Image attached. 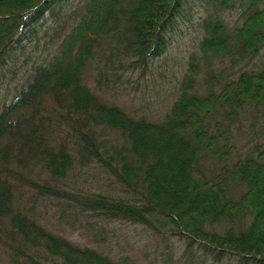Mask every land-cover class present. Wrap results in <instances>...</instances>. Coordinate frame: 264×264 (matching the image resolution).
<instances>
[{
  "label": "trees",
  "instance_id": "obj_1",
  "mask_svg": "<svg viewBox=\"0 0 264 264\" xmlns=\"http://www.w3.org/2000/svg\"><path fill=\"white\" fill-rule=\"evenodd\" d=\"M66 1L0 0V78L5 70L16 72L10 61L37 39L46 13L58 23L56 37L69 24L47 59L32 60L17 83L0 89V234L10 240L3 241L9 262L39 264L34 249L41 248L64 264H137L79 247L43 227L18 192L29 185L56 201L60 218L86 211L103 222L141 224L190 245L200 242L217 260L264 264V148L222 166L215 177L202 167L205 159L227 160L231 126L248 107L264 103V64L258 71L241 68L264 47V0H242L243 20L231 33L217 16L202 20L200 54L230 64L236 58L237 75L199 94L190 56L177 97L158 122L133 117L97 91L110 77L119 79L122 68L145 71L149 58L163 51L166 28L183 14L186 0H82L70 12ZM230 2L213 5L222 9ZM46 102L53 105L50 113ZM52 122L66 128L71 145L52 133ZM33 163L42 170L36 180L25 173ZM85 166L98 168L109 189L69 186ZM246 217L250 222L240 229ZM223 223L229 228L207 229Z\"/></svg>",
  "mask_w": 264,
  "mask_h": 264
},
{
  "label": "rangeland",
  "instance_id": "obj_2",
  "mask_svg": "<svg viewBox=\"0 0 264 264\" xmlns=\"http://www.w3.org/2000/svg\"><path fill=\"white\" fill-rule=\"evenodd\" d=\"M82 0H67V11L73 9ZM186 0L184 12L176 21L166 28L164 34L165 46L163 51L156 56L150 57L148 67L144 72L140 68H122L118 71L119 79L114 81L112 77L108 80V86L104 85L97 93L110 103H114L122 110L133 117H143L146 120L158 122L169 105L176 99L177 92L184 77L188 74L190 56L193 55L196 65V74L193 77L194 90L202 94L208 90L216 91L219 85L225 80L234 79L239 63L235 58V63L230 64L224 57L208 56L205 59L198 45L204 36L201 28V22L208 16L219 17L227 27L229 33L241 24L243 15H240L247 4L242 0H231L226 8H214L213 3L221 5V0ZM262 5V4H261ZM261 7V6H260ZM37 39L31 38V41L25 42L23 51H16L17 61H10V70L16 72L12 74L5 70L4 77L0 78V89L12 86L18 82L25 70L32 66V60L43 61L47 59L54 50L55 43L63 38L69 30V24L60 31L59 37L55 32L59 30L58 23L55 22L49 13L38 22ZM51 36L53 37L51 39ZM25 57L28 61L24 63ZM243 64V63H242ZM264 64V47L254 57L250 64L241 65L242 70L258 71ZM214 72L211 82H208L209 74ZM3 74V73H2ZM208 74V75H207ZM235 74V75H234ZM94 85L93 80L89 81ZM2 91L0 90V96ZM53 108L50 102H46V109L49 112ZM50 113V112H49ZM217 120H221L217 118ZM53 134H59L60 137L71 145L72 141L66 136V128L63 125L51 123ZM231 134L228 146L232 147L227 160L220 163L219 160L205 159L202 167L209 176L215 177L220 172L222 166L231 165L239 157H244L252 152L257 155L264 148V103L258 108L248 107L246 111L240 114L235 124L231 126ZM223 143L220 144V147ZM218 150H223L218 148ZM41 167L31 164L28 171H25L28 177L36 180L41 173ZM81 172L76 174L73 179H69V186L73 185L79 190L100 191L108 190L106 184L108 180L102 175L100 170L94 166H85ZM19 170V169H18ZM29 171L34 172L32 175ZM76 178V179H75ZM112 187V186H111ZM20 196L25 205L31 207L30 214L37 218L43 227L56 235L65 237L72 244L79 247H89L98 249L113 260L120 256L132 258L137 264H239L235 259L222 257L217 260L214 254L208 251L204 244L192 242L165 230L163 232H153L143 225L121 222H103L97 217H92L88 212L69 214L70 219L60 218V206L52 197L38 195L34 188L29 185L22 186ZM249 217V216H248ZM246 217L241 224L240 229L246 227L250 218ZM237 223L233 225L235 227ZM238 226V227H239ZM229 228L228 223L220 226H210L207 229L217 232ZM237 228V226H236ZM237 231V230H236ZM0 264H13L9 262V253L7 246L3 244L10 241L6 235L0 234ZM40 255L39 264H64L56 256L48 255L44 249H34ZM19 258L14 264H21ZM18 262V263H17Z\"/></svg>",
  "mask_w": 264,
  "mask_h": 264
}]
</instances>
